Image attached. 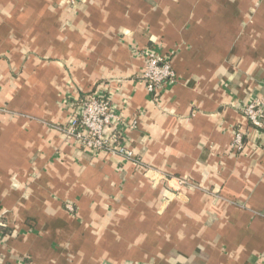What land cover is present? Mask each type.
<instances>
[{
  "label": "crops",
  "instance_id": "0c3cea01",
  "mask_svg": "<svg viewBox=\"0 0 264 264\" xmlns=\"http://www.w3.org/2000/svg\"><path fill=\"white\" fill-rule=\"evenodd\" d=\"M146 49L175 74L156 100ZM92 90L141 167L61 139ZM258 95L264 0H0V264H264Z\"/></svg>",
  "mask_w": 264,
  "mask_h": 264
},
{
  "label": "built area",
  "instance_id": "2783aa9c",
  "mask_svg": "<svg viewBox=\"0 0 264 264\" xmlns=\"http://www.w3.org/2000/svg\"><path fill=\"white\" fill-rule=\"evenodd\" d=\"M143 57L144 68L138 74L137 80L144 84L148 95L156 100L163 87L174 83L175 74L171 59L154 49L144 50ZM66 103L69 113L65 122L56 127L64 142L72 143L78 151L92 157L99 155L116 157L134 168L142 166L140 159L125 145L122 137L124 127L132 129L135 123L127 124L115 111L107 95L92 90ZM239 109L251 128L264 132V97L252 96L242 103ZM231 147L236 153L242 149L241 132L235 133ZM175 183L178 187L177 192L184 187L189 189L194 187L185 179L175 178ZM65 207L68 211H73L71 205L67 204Z\"/></svg>",
  "mask_w": 264,
  "mask_h": 264
},
{
  "label": "rangeland",
  "instance_id": "374dc122",
  "mask_svg": "<svg viewBox=\"0 0 264 264\" xmlns=\"http://www.w3.org/2000/svg\"><path fill=\"white\" fill-rule=\"evenodd\" d=\"M159 175H160V173L157 171V172H156V175H155V178H157V176H159ZM170 188L173 189V185H171ZM184 188H185V187H184ZM176 190H178V187H177L176 189H174V190L172 191V193H173V194H174V192L177 193ZM176 196H177V195H176Z\"/></svg>",
  "mask_w": 264,
  "mask_h": 264
}]
</instances>
